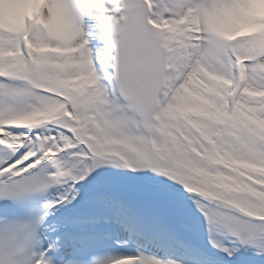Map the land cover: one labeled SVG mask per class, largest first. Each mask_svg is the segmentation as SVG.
I'll return each mask as SVG.
<instances>
[{
	"label": "snow or ice",
	"instance_id": "snow-or-ice-1",
	"mask_svg": "<svg viewBox=\"0 0 264 264\" xmlns=\"http://www.w3.org/2000/svg\"><path fill=\"white\" fill-rule=\"evenodd\" d=\"M214 251L264 261V0H0V264Z\"/></svg>",
	"mask_w": 264,
	"mask_h": 264
},
{
	"label": "rangeland",
	"instance_id": "rangeland-1",
	"mask_svg": "<svg viewBox=\"0 0 264 264\" xmlns=\"http://www.w3.org/2000/svg\"><path fill=\"white\" fill-rule=\"evenodd\" d=\"M101 171H99V175L88 178L89 183L82 189L81 195L78 196L77 201H74L72 204V210L69 211L67 217L61 222L59 229L64 234H72L74 237H79L82 233L92 231L90 226L83 225L79 222L81 220V213H83L87 207L86 201L93 193L108 190L111 184L120 179L122 175L114 169H101ZM106 242L110 243L108 241ZM214 252L212 255L215 257V264H264V261L255 260L243 252L231 260L215 256Z\"/></svg>",
	"mask_w": 264,
	"mask_h": 264
},
{
	"label": "bare ground",
	"instance_id": "bare-ground-1",
	"mask_svg": "<svg viewBox=\"0 0 264 264\" xmlns=\"http://www.w3.org/2000/svg\"><path fill=\"white\" fill-rule=\"evenodd\" d=\"M99 171H101V169H98L95 173H93L88 178H92V177H95V175H99V173H100ZM102 173H104V172H102ZM70 210H72V204L68 205L65 208H63L61 211L54 213L47 220V223L49 225H56L57 226V230H58V232H59V234L61 236H63L64 233L59 229V226H60L61 222L67 217V214H69ZM83 234L84 233H82V235ZM70 236L74 237L72 234H70ZM105 243L107 244L106 241H105ZM92 246H93V242L90 241V240H81V239L75 240V239H72L70 241L69 250H71V249H85V248H89V247H92ZM214 255L218 256L220 258L223 257V255L221 253H219V252H214ZM53 259L55 260V257Z\"/></svg>",
	"mask_w": 264,
	"mask_h": 264
}]
</instances>
